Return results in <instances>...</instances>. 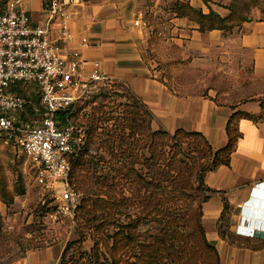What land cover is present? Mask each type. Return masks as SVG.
<instances>
[{"label": "crops", "instance_id": "obj_1", "mask_svg": "<svg viewBox=\"0 0 264 264\" xmlns=\"http://www.w3.org/2000/svg\"><path fill=\"white\" fill-rule=\"evenodd\" d=\"M177 1L224 18L223 6L231 0H82L69 8L72 39L66 47L80 51L85 76L97 62L127 88L150 114L152 131L200 133L219 150L228 144L230 118L237 112L252 117L236 122L239 137L229 164L204 178L209 192L202 224L221 264H264V208L253 206V198L264 192V96L232 102L206 79L242 78L249 69L264 79V21L245 23L233 34L202 32L197 23L172 12ZM23 9L32 25L45 24L44 0H25ZM59 31L56 21L53 40ZM83 40L90 45L84 47ZM65 247L41 248L14 264H60Z\"/></svg>", "mask_w": 264, "mask_h": 264}, {"label": "trees", "instance_id": "obj_2", "mask_svg": "<svg viewBox=\"0 0 264 264\" xmlns=\"http://www.w3.org/2000/svg\"><path fill=\"white\" fill-rule=\"evenodd\" d=\"M236 1L232 0L226 8L229 14L224 18L213 11L206 15L202 10L195 9L189 4L179 1L174 2L171 10L177 17H185L197 23L202 32L221 30L226 34H233L236 30L240 31L242 25L251 22L250 19H245L241 14H237L234 7ZM7 2L8 0L0 2V8L5 6ZM111 88L104 91L100 96L90 99L96 98L109 102L112 98L111 93L114 92L121 95L120 99L129 103L130 106L124 107L127 109L121 113L120 118H117L116 125L113 126L115 131H109L113 134L119 132L120 136L116 135L119 139H115V142L118 143L117 146L110 142H102L104 152L110 155L117 151L118 155L127 158V163L120 161L119 167L115 166L113 168L116 170L112 171V176L109 174L98 178L93 176L90 179L92 189L89 188V192L94 187H100L106 190V194L98 196L95 201L88 199L87 202L86 197L82 198L79 211L83 203H87L86 215H99L95 219H100L102 228L111 222L110 215L113 208L116 212V209L120 210L127 207L134 211L135 216L133 215L130 224L126 226L121 224L116 227L117 231L111 237L113 243L109 242L103 245V240L95 239V231L91 228L88 229L94 246L91 252L82 253L78 256L75 249L81 248L86 236L80 222V238L68 242L60 264H221L217 250L206 239L202 224V205L207 201L208 196L206 193L209 192L204 185V178L210 171L221 165L229 164L235 142L239 137L236 132V122L240 117H252L243 112L235 113L230 118L227 126V146L214 150L204 135L200 133L183 130H179L175 134L152 131L149 124L151 121L150 114L129 90L120 87L118 84ZM18 91L20 93L24 92L26 95L24 89L21 88ZM27 98L30 101L29 110L33 104L39 103V98L34 92ZM262 99L264 103V98ZM68 113L63 112L60 116L63 122L66 121ZM89 117L86 113L79 116L77 105L70 116V120L77 127L84 129L86 133V146L81 155L74 159L69 178L70 184L76 188L77 186L73 182L75 170L84 169L90 163L89 169L96 175L99 172V165L105 166L104 161L102 163L100 159L97 160L96 167L93 166V162L97 158L90 154V151H92L91 144H93L91 139L97 130L95 124L100 121L97 122L93 118L87 123ZM142 124L144 130H140ZM128 130L130 131L129 135L126 134ZM109 133L106 135L107 139ZM128 138L134 141L136 145H129ZM185 141H188L186 147ZM137 142L143 144L141 150L137 149ZM141 151H148L149 156L145 154L143 160L136 158ZM87 156L90 158V162L87 160ZM107 173L109 172L107 171ZM188 178L198 179L199 188L197 189L204 194L200 208V224L192 233L185 231L187 224L184 221L187 214L195 211L188 205ZM77 189L79 190V188ZM127 193L129 195H126ZM106 199L112 203L111 209L108 208ZM52 210L53 207L49 208L47 213L49 214ZM181 212L184 214V218L181 217ZM120 215L122 214L120 213ZM153 219H160L162 222L160 231L158 233L156 231V234L152 233L145 238L146 241L141 242V236L137 233L139 222L153 221ZM187 228L190 229V226ZM98 229L100 230V227ZM81 230L84 234L80 233ZM195 232L198 234L197 238ZM193 236L195 239H193ZM100 246L105 249V254L100 252ZM205 254H210L213 261H209Z\"/></svg>", "mask_w": 264, "mask_h": 264}, {"label": "built area", "instance_id": "obj_3", "mask_svg": "<svg viewBox=\"0 0 264 264\" xmlns=\"http://www.w3.org/2000/svg\"><path fill=\"white\" fill-rule=\"evenodd\" d=\"M24 1L8 0L0 9V138L14 143L33 166L37 186L53 202L48 218L54 223L67 220L75 227L83 193L69 178L74 159L86 146V133L70 116L77 104L118 82L97 62L85 76L80 51L66 47L72 39L69 8L82 0H44L47 20L40 26L32 25ZM56 21L60 31L53 40ZM82 45L90 44L83 40ZM21 88L26 95L18 91ZM32 92L39 103L29 110L27 96ZM63 112H69L65 122L60 119Z\"/></svg>", "mask_w": 264, "mask_h": 264}, {"label": "rangeland", "instance_id": "obj_4", "mask_svg": "<svg viewBox=\"0 0 264 264\" xmlns=\"http://www.w3.org/2000/svg\"><path fill=\"white\" fill-rule=\"evenodd\" d=\"M231 2L232 0L227 6L223 7L226 9ZM151 7V4L148 3L146 6L148 12H150ZM234 7L237 14H241L245 19H250L251 22L264 21V0H237ZM149 16L150 13H148L147 17L150 20ZM156 64L158 63L156 62ZM159 68H161V66H159ZM235 76L226 77L220 74L219 76L213 75L211 77H206V79H212L214 84L216 83L217 91H223L225 94H229L227 95L229 97L228 99L232 102L242 99L257 100L264 96V79L255 78L252 69H249L245 75H240L242 78H236ZM111 94L112 98L109 102L94 98L77 104L79 116L85 113L88 117L90 116L87 123L93 118H95L97 122L100 121L95 124L97 130L91 139V143L93 144H91L92 151H90V154L97 158L96 161L93 162L94 167H96L95 164L99 159L102 160V163L103 161L105 163V166L102 164L99 165V172L96 175L93 171H90V163H88L84 169L75 170L76 172L74 171L73 182L83 193V198L86 197L87 202L88 199L95 201L98 199V196L106 194V190L100 187H94L93 190L89 192L90 189H92L90 179L93 176L97 178L99 176H105L106 174L112 176V171L116 170L113 168L115 166L119 167L120 161H122V163H127V158L118 155L117 151L109 155L107 152H104V146H102L103 141L116 144L117 146L118 143L115 142V139H119L116 136H120L119 132L113 134L109 133V131H115L113 126L115 127L117 118H120L121 113L127 109L124 107L130 106L125 100L119 98L121 95L114 92ZM140 130H144L143 124ZM108 133L110 135L107 139L106 135ZM129 133L130 131L128 130L126 134L129 135ZM127 141L129 145H136L130 138H128ZM184 143L186 147L188 141ZM141 147H143V144L138 143L137 149L141 150ZM145 154L149 156L148 151H141L140 155L136 158L143 160ZM87 160L89 162L91 161L88 156ZM107 171L109 173H107ZM188 182V205L195 211L191 212V214H187L184 221L187 227L190 226V229L185 227V231H187V233H192L200 224V208L204 194L197 189L199 188L198 179L188 178ZM56 188L58 193H60L63 189L62 182H59ZM44 194L45 193L35 182V171L28 158L14 143L0 138V264H14L24 259L31 252L41 248L64 243L67 245L68 242L79 239L80 222L82 223L81 228H83L86 235L85 242L82 244L81 248L75 250L78 252V256L82 253H89L94 243L89 235L88 229L91 228L95 231V239L103 240L102 243L104 245L109 242L113 243L111 237L116 233L117 226L121 224L126 226L130 224V221L133 219L134 211L131 209L126 207L120 210L116 209L115 212L113 208L110 215L111 222L102 228L100 219H95L99 215H86L87 203H83L75 227L67 220H60L54 223L47 215V211L51 208V204L53 203L52 199L50 197L44 198ZM126 195L129 194L127 193ZM106 202L108 203V208L111 209L112 203L107 201V199ZM119 211L122 215H120ZM181 217L184 218L182 212ZM160 225H162L160 219L139 222L137 233L141 236L140 241H146L145 238L152 233L156 234V231L158 233L160 231ZM98 227H100V230H97ZM83 230H81L80 233L84 234ZM197 235L198 234L195 232L196 238ZM195 237L193 236V239H195ZM100 248V252L105 254V249L101 246ZM205 256L209 261H213V257L210 256V254H205Z\"/></svg>", "mask_w": 264, "mask_h": 264}, {"label": "water", "instance_id": "obj_5", "mask_svg": "<svg viewBox=\"0 0 264 264\" xmlns=\"http://www.w3.org/2000/svg\"><path fill=\"white\" fill-rule=\"evenodd\" d=\"M255 208H264V192L253 198V206Z\"/></svg>", "mask_w": 264, "mask_h": 264}, {"label": "bare ground", "instance_id": "obj_6", "mask_svg": "<svg viewBox=\"0 0 264 264\" xmlns=\"http://www.w3.org/2000/svg\"><path fill=\"white\" fill-rule=\"evenodd\" d=\"M245 233H248V232L245 230Z\"/></svg>", "mask_w": 264, "mask_h": 264}]
</instances>
